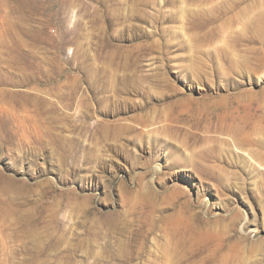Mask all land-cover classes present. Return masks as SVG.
I'll list each match as a JSON object with an SVG mask.
<instances>
[{
	"label": "rangeland",
	"instance_id": "rangeland-1",
	"mask_svg": "<svg viewBox=\"0 0 264 264\" xmlns=\"http://www.w3.org/2000/svg\"><path fill=\"white\" fill-rule=\"evenodd\" d=\"M0 264H264V0H0Z\"/></svg>",
	"mask_w": 264,
	"mask_h": 264
}]
</instances>
